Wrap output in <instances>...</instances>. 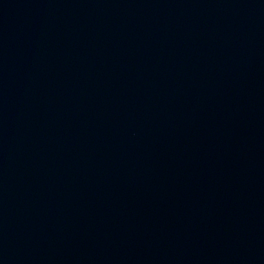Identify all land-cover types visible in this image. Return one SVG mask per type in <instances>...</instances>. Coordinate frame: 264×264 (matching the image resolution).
Segmentation results:
<instances>
[{"label": "water", "instance_id": "95a60500", "mask_svg": "<svg viewBox=\"0 0 264 264\" xmlns=\"http://www.w3.org/2000/svg\"><path fill=\"white\" fill-rule=\"evenodd\" d=\"M0 264H264V0H0Z\"/></svg>", "mask_w": 264, "mask_h": 264}]
</instances>
